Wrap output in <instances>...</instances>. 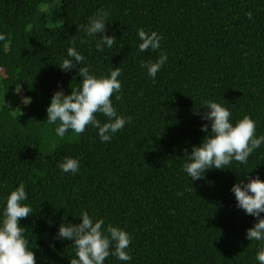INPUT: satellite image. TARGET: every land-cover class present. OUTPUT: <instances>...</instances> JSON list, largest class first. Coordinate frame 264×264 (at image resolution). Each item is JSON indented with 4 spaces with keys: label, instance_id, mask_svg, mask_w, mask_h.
<instances>
[{
    "label": "trees",
    "instance_id": "obj_1",
    "mask_svg": "<svg viewBox=\"0 0 264 264\" xmlns=\"http://www.w3.org/2000/svg\"><path fill=\"white\" fill-rule=\"evenodd\" d=\"M55 1L0 0V212L24 183L33 214L20 224L37 264H70L74 245L55 237L82 211L132 237L131 261L110 255L105 264H258L264 242L246 239L257 221L230 189L247 175L264 180V145L247 165L233 161L196 181L183 165L207 135L205 101L224 104L233 123L250 116L264 135V0H59L62 23L50 26L42 7ZM104 10L116 41L100 52L83 26ZM141 28L163 37L160 49L139 51ZM71 46L85 64L63 71ZM161 53L168 61L153 81L141 63ZM84 66L98 77L122 70L112 101L131 122L110 142L91 126L59 137L46 120L54 93L70 94ZM66 157L79 159L77 174L60 171Z\"/></svg>",
    "mask_w": 264,
    "mask_h": 264
},
{
    "label": "clouds",
    "instance_id": "obj_2",
    "mask_svg": "<svg viewBox=\"0 0 264 264\" xmlns=\"http://www.w3.org/2000/svg\"><path fill=\"white\" fill-rule=\"evenodd\" d=\"M108 16V11H99L87 26H83L85 35L96 40V49L100 52L105 47L111 49L116 41L114 35L106 34ZM138 37L141 41L138 46L140 52L149 49L156 51L161 47L163 37L155 31L148 33L141 28L138 30ZM4 39L5 35L0 33V40ZM66 56L59 65L63 71L73 69L76 63L85 64V56L75 46L67 48ZM167 61V54L161 53L154 62H142L141 67L155 81L157 73ZM79 75L81 83L71 88L70 94L66 95L62 88L54 93L46 109V120L49 124L57 125L55 131L59 137H63L69 130L82 134L91 126L98 130L101 142H110L115 133L131 122V117L118 114L112 101L113 94L119 93L122 88L119 79L122 70L115 67L109 75L98 77L90 72L89 67L84 66L79 67ZM21 86L22 84L16 87L17 93ZM119 98L117 95L116 99ZM31 102V97L22 98L25 106ZM205 105L206 111L201 119L207 123L201 125V131L207 135L199 146L192 147L190 154L186 153L187 160L183 165V171L191 181L202 179L211 169H231L229 166L233 161L247 165L253 152L264 145V135H256L257 122L250 116H244L233 123L232 113L224 104L208 100ZM97 113L107 117V122L102 124L97 119ZM58 167L62 173L71 172L75 175L79 172L80 161L66 157ZM230 190L235 196L237 208L257 221L246 230V239L264 242V180L259 175L255 178L247 175L233 184ZM28 199L25 184L21 182L4 201L0 212V264H37V256L33 248L29 247L26 228L20 224L22 218L33 214ZM79 219L81 222L78 224L61 223L55 237L71 241L74 245L75 256L70 259V264H105L110 255L121 262L131 261L132 257L127 249L132 237L126 230L111 224L105 229V220L94 219L87 211H82ZM255 259L258 264H264V245Z\"/></svg>",
    "mask_w": 264,
    "mask_h": 264
},
{
    "label": "rangeland",
    "instance_id": "obj_3",
    "mask_svg": "<svg viewBox=\"0 0 264 264\" xmlns=\"http://www.w3.org/2000/svg\"><path fill=\"white\" fill-rule=\"evenodd\" d=\"M42 9L47 13L48 24L50 26H55L62 23L61 1L57 0L51 4L43 5ZM18 96L22 103V98L24 96L21 92L18 93Z\"/></svg>",
    "mask_w": 264,
    "mask_h": 264
}]
</instances>
